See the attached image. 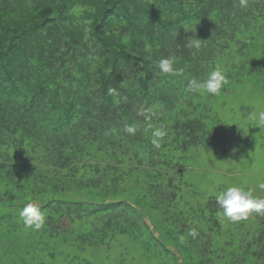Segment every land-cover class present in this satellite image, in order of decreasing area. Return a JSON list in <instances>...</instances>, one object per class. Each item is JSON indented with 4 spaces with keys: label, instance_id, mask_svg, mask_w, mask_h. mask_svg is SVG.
<instances>
[{
    "label": "trees",
    "instance_id": "16d2710c",
    "mask_svg": "<svg viewBox=\"0 0 264 264\" xmlns=\"http://www.w3.org/2000/svg\"><path fill=\"white\" fill-rule=\"evenodd\" d=\"M257 50L264 0H0V264L11 235L28 245L14 264H73L117 234L137 264H264V216L230 222L216 197L191 201L181 164L226 137L189 82L228 80ZM29 202L39 231L19 216Z\"/></svg>",
    "mask_w": 264,
    "mask_h": 264
},
{
    "label": "rangeland",
    "instance_id": "374dc122",
    "mask_svg": "<svg viewBox=\"0 0 264 264\" xmlns=\"http://www.w3.org/2000/svg\"><path fill=\"white\" fill-rule=\"evenodd\" d=\"M263 54V50L255 51L254 61ZM253 62L235 68L219 94L203 93L204 96L200 99L210 109L207 125L213 127L215 121L222 122L226 128V137L215 148L191 150L182 160L185 184L197 194H189L183 185V193L188 194L191 201L203 202L210 196L216 197L218 192L230 186L242 187L252 191L254 196L264 198V190L259 188V184L264 183V126L258 127L254 120V117L264 111V66L258 69ZM255 64L258 62L255 61ZM0 191L5 194V191ZM60 228L64 232H70L74 226L65 218ZM12 237L14 236L4 237L2 240L6 253L3 260L5 264H14L18 260L15 252L21 253L22 248L28 247L26 244L22 246ZM114 238L113 241L112 238L109 239L112 244L110 249L106 247L108 240L99 248L86 249L85 257L76 259L73 264H137L138 245L120 234ZM68 247L62 244L58 251H76L71 246ZM2 251L0 247V252ZM42 258L43 256L40 257ZM48 260L55 262L51 255ZM29 264L39 263L36 260Z\"/></svg>",
    "mask_w": 264,
    "mask_h": 264
},
{
    "label": "clouds",
    "instance_id": "9594fccd",
    "mask_svg": "<svg viewBox=\"0 0 264 264\" xmlns=\"http://www.w3.org/2000/svg\"><path fill=\"white\" fill-rule=\"evenodd\" d=\"M244 3V0H241ZM188 47L198 46L200 40L188 38ZM160 71L164 74H176L173 58H162L158 62ZM227 84L226 76L219 70H214L209 73L208 78L203 82L192 80L189 82V87L199 90H204L206 93L217 95L222 87ZM258 127L264 126V111L254 117ZM125 131L129 134H135L136 128L132 125H127ZM151 143L153 147L159 148L166 132L161 128H156L152 131ZM259 188L264 190V183L259 184ZM216 201L222 209L223 218L230 222H240L247 220L253 214L264 216V198L254 196L252 191L245 190L239 186H230L216 194ZM19 216L25 227L34 231H39L46 222V216L40 206L34 203H26L19 212Z\"/></svg>",
    "mask_w": 264,
    "mask_h": 264
}]
</instances>
